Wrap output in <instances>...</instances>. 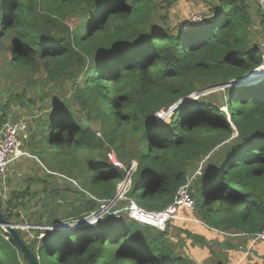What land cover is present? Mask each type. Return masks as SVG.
<instances>
[{
	"label": "trees",
	"instance_id": "1",
	"mask_svg": "<svg viewBox=\"0 0 264 264\" xmlns=\"http://www.w3.org/2000/svg\"><path fill=\"white\" fill-rule=\"evenodd\" d=\"M202 1L207 9L191 22V14L171 10L172 0H0V44L8 40L13 70L42 69L64 93L58 106L53 97L58 112L49 123L43 117L37 123L39 139L55 150L59 170L75 168L82 176L65 214L44 203L21 216L17 209L28 210L40 195L30 185L0 195L7 222L33 225L17 232L38 264H226L219 254L232 244L224 238L263 229L264 12L253 0ZM170 108V121L159 123L156 113ZM133 160L122 198L81 225L117 187L122 192ZM199 164L201 174L194 175ZM189 178L202 223L191 212L186 226L172 219L159 231L123 211L129 199L161 211ZM52 194L62 197L57 189ZM116 210L120 218L110 215ZM43 224L49 227H35ZM0 264H30L1 227Z\"/></svg>",
	"mask_w": 264,
	"mask_h": 264
},
{
	"label": "rangeland",
	"instance_id": "2",
	"mask_svg": "<svg viewBox=\"0 0 264 264\" xmlns=\"http://www.w3.org/2000/svg\"><path fill=\"white\" fill-rule=\"evenodd\" d=\"M252 2L254 7L259 8L264 12V8H262V6L258 3V0H253ZM204 7L205 9H207L208 4L203 2L202 0H172L171 10H173V12H181L178 13V15L191 14L192 17H194L199 16V14L201 15L202 12H200V10ZM192 17L188 19H191ZM262 18L263 26L260 30V33L258 34V40H264V17ZM193 21L195 20L193 19ZM8 46L9 44L7 39L1 41L0 119L2 120V123L5 120H12L23 115L29 116V118L30 116H34L33 119L30 118L29 120L27 132L24 138L25 145L22 148L24 153L29 152L30 154H32V156L30 157L26 154H23L16 160L14 164L9 166V174H7V178L8 176L13 177H11V179L8 178V180H6L4 184H0V195L3 196L2 189H8L7 192L5 190V194H8V197H10V192L12 190H23L25 189V186L30 185L29 191L31 193H34V191L38 190L40 192V195L37 197H32L30 199L29 205L27 207L28 210L24 211L23 209H17L18 213H20L21 216L26 217L28 216L27 214L37 212V210L41 211L42 205L44 203L47 204L49 208L57 205L60 213L65 214L69 210L67 204L72 203L75 198L79 197V194H76L75 190H80V187L82 185V176L80 172L75 168L66 166L63 168V170H59V165L56 161L57 156L55 154V150L52 148L48 150V148H46V143L44 142L43 144L42 141H40L39 138L42 136L40 134L42 128H37V123L41 122L42 117L44 123H49L48 121L50 119V115L54 116L55 114H57L58 111L54 109L55 104L53 103V97H58L59 100L56 105L58 106L62 101L64 93L57 90L56 87L53 88V83L48 84L46 82V75L42 69H39L37 73L32 74L24 69H17V72H15L11 67V64L9 63ZM258 48L259 50L262 49V44H260L259 42ZM262 66L264 68V64ZM64 86L67 92H70L69 87L66 84ZM222 88L223 86H215L207 88L205 90L196 91L192 93V96H190L189 99H195L209 92L219 91ZM55 90L62 94L54 92ZM217 100L218 102H220L219 96L217 97ZM175 106H173L172 108L174 109ZM72 108L75 109L74 105ZM172 108L171 110H173ZM221 109H223V111L225 112V106L221 107ZM170 113L172 112L166 111L163 112L162 115H168L167 117L170 119ZM45 126L47 128V125ZM90 126L92 128H96L98 125L90 124ZM124 187L125 184L123 183V189ZM52 189L59 190V194L62 197L52 194ZM65 189L71 190L69 192V195L67 196L63 192V190ZM63 196H66V198H63ZM46 197H48L47 201H45ZM123 211H126V209H124ZM119 212L120 210L111 211L110 215L117 218L119 217ZM191 212L198 217L196 208H193ZM93 217L94 215L88 216V218L92 220ZM98 218H100V216H98ZM98 218H96L95 220H97ZM90 222L88 224H90ZM55 224L62 225L64 223ZM81 225H87V223L82 222ZM32 226L33 225H29V227ZM45 227L47 226L44 224L40 225V228ZM41 235L42 234H40V236ZM252 239L254 238L247 234H235L228 235L225 238V241L245 247L248 240ZM254 242H257V240L254 239ZM178 249L180 250V248ZM219 255L223 256V254Z\"/></svg>",
	"mask_w": 264,
	"mask_h": 264
},
{
	"label": "built area",
	"instance_id": "3",
	"mask_svg": "<svg viewBox=\"0 0 264 264\" xmlns=\"http://www.w3.org/2000/svg\"><path fill=\"white\" fill-rule=\"evenodd\" d=\"M258 2L262 7H264V0H258ZM193 19L195 21H193ZM200 20L201 17L199 15L194 16L191 19H188L187 21L198 22ZM262 50L264 53V48ZM166 111L173 112L171 108ZM166 111L161 110L156 113V118L161 124L168 123L170 121V119L167 117L168 115H162V113ZM171 114L172 113H170V115ZM166 118L168 121L165 120ZM29 120V116L23 115L17 119L6 120L0 126V184L5 183V181L7 180V174H9V166L14 164L20 156H22L23 154H26L30 157L32 156V154H30L29 152L24 153L22 149L25 145L24 138L27 132ZM107 156L109 160L113 162L114 165L122 167V164L118 161L113 151H109L107 153ZM136 166L137 164L133 160L127 168L124 179L128 175H130V178L127 180V184L125 185L120 198H122V195L126 192L131 182V174L136 169ZM198 174H201V164H199V166L194 171V175ZM190 180L191 178H189L185 184L181 185L178 188L174 200L163 210L157 212L146 210L140 207L133 199H129V204L125 208L126 215L133 220L141 222L145 225L152 226L153 228L159 231H165L167 222L176 218L182 209H186L187 211L191 212L194 208L193 199L189 190ZM2 195H5V189L3 190ZM109 203L110 201L103 205L101 210L96 214H98V216L100 217L103 216L113 206L115 202L111 204ZM98 216L93 217V220L91 222H94L95 219L98 218ZM15 226L20 228L29 227V225L27 224H15ZM252 237L257 241H264V227L261 231L252 235ZM5 238L8 239V236H5ZM254 239H252L251 241L254 242Z\"/></svg>",
	"mask_w": 264,
	"mask_h": 264
},
{
	"label": "crops",
	"instance_id": "4",
	"mask_svg": "<svg viewBox=\"0 0 264 264\" xmlns=\"http://www.w3.org/2000/svg\"><path fill=\"white\" fill-rule=\"evenodd\" d=\"M15 119H17V117ZM0 121H2V120L0 119ZM11 177H13V176H11ZM5 190L7 192L8 189L5 188ZM2 192H3V190H2ZM190 213L191 212L187 211L186 209H182L179 212L178 216L176 218H174L173 220L176 223L177 222H179L180 224L185 223V226H186L187 223H190V221H192V219H189V217H191ZM194 217L196 218V219H194L195 222H197L199 224L202 223L197 216L194 215ZM188 220H190V221L187 222ZM190 226L192 227V225H190ZM224 241H225V238H224ZM216 243L220 244L218 242H216ZM228 243L232 244V249L224 251V255L221 258L226 264H238L239 262L243 263V264H264V241L258 240L257 242H252L251 240H248L245 247L239 246L237 244H233L232 242H228ZM244 248H248L249 250H245Z\"/></svg>",
	"mask_w": 264,
	"mask_h": 264
},
{
	"label": "water",
	"instance_id": "5",
	"mask_svg": "<svg viewBox=\"0 0 264 264\" xmlns=\"http://www.w3.org/2000/svg\"><path fill=\"white\" fill-rule=\"evenodd\" d=\"M253 73L254 72L252 71L248 76H251ZM221 86H225V84H223ZM185 99H187V98H185ZM129 178H130V175H128L125 179H123V181L121 183H124L126 185L127 184V180ZM120 196H121V193L119 192L118 187H117L116 194L110 200V203L109 204L114 203L116 200H118L120 198ZM95 214H93L94 217H97L98 214H96V215ZM87 218H86V222L88 221ZM79 223H81V222H79ZM76 225H77L76 223H67V224H64V227H74ZM0 227L5 232H7L8 234L11 235V237L13 238L14 243L23 251V253L25 254V256L28 258V261H29L30 264H38L37 258L31 252V250L23 243L22 239L20 238V236H19V234L17 232V229L20 228V227H16L14 223L7 222V220L4 218L3 213H2V209H1V203H0ZM35 227H40V226H35ZM47 227H49V226H47ZM47 227H45V228H47ZM244 249L245 250H249L248 248H244Z\"/></svg>",
	"mask_w": 264,
	"mask_h": 264
},
{
	"label": "bare ground",
	"instance_id": "6",
	"mask_svg": "<svg viewBox=\"0 0 264 264\" xmlns=\"http://www.w3.org/2000/svg\"><path fill=\"white\" fill-rule=\"evenodd\" d=\"M166 119H167V118H166ZM166 119H165V120H166ZM84 220H85V219H84ZM83 222H85V221H83ZM85 223L88 224L89 222H85ZM63 225H64V224H62V225H59V224H58L57 226L61 227V226H63Z\"/></svg>",
	"mask_w": 264,
	"mask_h": 264
},
{
	"label": "clouds",
	"instance_id": "7",
	"mask_svg": "<svg viewBox=\"0 0 264 264\" xmlns=\"http://www.w3.org/2000/svg\"><path fill=\"white\" fill-rule=\"evenodd\" d=\"M225 111H226V107H225Z\"/></svg>",
	"mask_w": 264,
	"mask_h": 264
}]
</instances>
